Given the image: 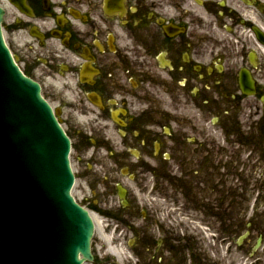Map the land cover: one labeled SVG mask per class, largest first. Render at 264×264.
Here are the masks:
<instances>
[{
    "label": "flooded vegetation",
    "instance_id": "af4514ba",
    "mask_svg": "<svg viewBox=\"0 0 264 264\" xmlns=\"http://www.w3.org/2000/svg\"><path fill=\"white\" fill-rule=\"evenodd\" d=\"M0 9L19 67L61 109L78 177L98 185L82 204L124 249L98 240L96 264H264V0Z\"/></svg>",
    "mask_w": 264,
    "mask_h": 264
},
{
    "label": "water",
    "instance_id": "95a60500",
    "mask_svg": "<svg viewBox=\"0 0 264 264\" xmlns=\"http://www.w3.org/2000/svg\"><path fill=\"white\" fill-rule=\"evenodd\" d=\"M31 104L36 105L40 111L44 112L46 114L45 119H47H37L35 122L27 123L28 127L34 129L35 135L42 134L49 123L53 124L61 134V130L53 118L52 111L40 98L39 86L22 76L16 68L2 41L0 28V143L4 134L15 135L22 131L23 125L22 121H20V110L28 108ZM66 143L69 145L68 142ZM60 156L57 158L58 163L51 165L50 171H61L65 174L68 172L70 174L69 161L65 152H62ZM1 160L2 156H0V163ZM70 192L71 186L67 183L65 199L75 206L77 214L83 218L82 229L84 232H80V235L77 234L72 238L70 246L66 248V254L69 264H82L79 259L80 254L87 259L90 258V240L93 236V224L88 215L74 204ZM19 209L20 204H16L14 197L6 200V196H0V261L3 259L5 251H8L10 257L16 255L15 234L17 223L20 219ZM46 217L44 216V218ZM48 261L49 259L45 257L44 264H48Z\"/></svg>",
    "mask_w": 264,
    "mask_h": 264
},
{
    "label": "rangeland",
    "instance_id": "374dc122",
    "mask_svg": "<svg viewBox=\"0 0 264 264\" xmlns=\"http://www.w3.org/2000/svg\"><path fill=\"white\" fill-rule=\"evenodd\" d=\"M78 188L75 190V193H76V195L78 196L79 194H78V192H79V190H80V193L81 194H84V193H86V190H85V188H86V185H85V182H81V183H78ZM78 190V191H77Z\"/></svg>",
    "mask_w": 264,
    "mask_h": 264
}]
</instances>
